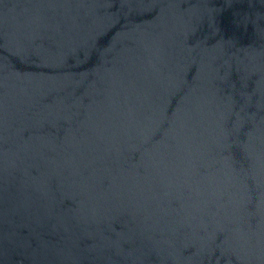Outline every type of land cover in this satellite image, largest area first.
<instances>
[{
	"label": "water",
	"instance_id": "obj_1",
	"mask_svg": "<svg viewBox=\"0 0 264 264\" xmlns=\"http://www.w3.org/2000/svg\"><path fill=\"white\" fill-rule=\"evenodd\" d=\"M0 264H264V0H0Z\"/></svg>",
	"mask_w": 264,
	"mask_h": 264
}]
</instances>
